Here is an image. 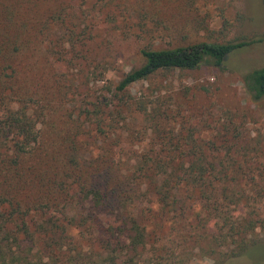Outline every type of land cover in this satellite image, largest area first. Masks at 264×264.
Instances as JSON below:
<instances>
[{
  "label": "rangeland",
  "instance_id": "rangeland-1",
  "mask_svg": "<svg viewBox=\"0 0 264 264\" xmlns=\"http://www.w3.org/2000/svg\"><path fill=\"white\" fill-rule=\"evenodd\" d=\"M62 1L60 6L58 2L41 0L36 8V23L43 22L47 14L54 15L51 24L43 22V26L36 27L37 35L32 36L31 41L39 45L40 68L43 70L47 57L56 61L52 67L56 72L54 81L49 80L46 93L37 98L50 107L49 123L46 119L40 126L46 133L79 135L75 154L84 164L82 175L88 160L93 173L101 171V157L108 149L113 152L109 154L113 167L102 178L113 185L125 176L142 185L144 208L152 206L155 211V196L147 188L151 180L136 179L137 170L157 151L173 150L169 143L174 138L193 137L197 147L200 145L211 153L221 152L231 166L242 169L232 178L234 198L243 201L237 209L243 217L264 223V98L255 101L245 82L248 74L264 67V43L235 51L220 68L204 64L193 71L159 72L115 97L116 84L142 64L137 53L143 44L124 35L123 25L124 18L137 17V3ZM158 5L170 32L165 31L168 36L157 40L155 48L188 42H239L264 35V0H194L189 6L180 0H160ZM95 21L99 23L95 25ZM111 101L121 106V114L113 113L105 121L103 110ZM212 162L219 166L218 159ZM86 194L72 205V210L65 211L68 218L76 216L79 225L63 233L67 237L63 247L68 252L65 264H99L100 255L101 260L107 257L109 249L117 250L122 244L117 243L124 239L122 228L117 230L115 240L107 236L111 231L108 228L105 232L104 226L112 210L92 209ZM215 197L219 198L217 194ZM247 200L250 204H246ZM195 207L202 220L199 226L202 242L198 247L205 252L192 243H183L181 224L176 219L170 220L171 215L159 214L152 221L142 220L152 232L146 248L139 250L137 256L127 251L116 252L118 263L134 256L136 264H264V226L249 236L258 241L255 246L242 257L228 261L224 253L210 251L214 247L212 238L219 237L217 229L203 230L205 213L200 210L201 199L195 201ZM90 241L95 245L93 248L88 247ZM108 241L111 248L105 249ZM45 243L37 241L39 248H52L54 241ZM80 251L84 253V261ZM59 264L64 263L59 260Z\"/></svg>",
  "mask_w": 264,
  "mask_h": 264
},
{
  "label": "trees",
  "instance_id": "trees-1",
  "mask_svg": "<svg viewBox=\"0 0 264 264\" xmlns=\"http://www.w3.org/2000/svg\"><path fill=\"white\" fill-rule=\"evenodd\" d=\"M45 1L58 2L60 6L63 2ZM159 1L131 0L137 3L135 12L138 15L124 18V35L142 42L137 53L142 64L116 84L115 97L124 95L132 85L159 72L193 71L204 64L220 68L235 51L264 43L263 35L239 42H188L185 45L175 43L171 48H155L157 40L168 36L165 31L170 32L160 14ZM180 1L187 6L194 3V0ZM39 2L41 0L0 1V264H59V260L65 264L68 252L63 247L67 239L63 233L79 226L76 216L68 218L65 211L72 210V205L86 193L92 209L112 210L104 226L107 228L105 232L108 228L111 231L108 237L115 240L117 230L123 229L124 239L117 243L122 244L117 250L109 249L108 241L105 249L111 253H106L107 257L102 260L100 255L99 264H119V252L127 251L137 256L139 250L146 248L152 234L142 220L152 221L159 214L162 217L171 215L170 220L176 219L181 224L183 243H192L205 252L203 247H198L202 242L199 235L201 212L195 207L198 198L201 199L200 210L205 213L203 230L215 228L219 235L212 238L214 247L210 251L224 253L228 261L245 255L258 242L251 240L250 234L262 228L264 223L259 219H247L238 211L243 201L234 198L232 178L242 169L231 166L226 155L211 153L200 145L197 147L191 137L190 140L181 138L185 141L184 147L181 139L174 138L169 143L174 146L173 150H159L149 156L137 170L139 177L136 179L151 180L147 188L155 196L157 209L154 211L152 206L144 208L142 185L127 180L125 176L113 185L102 178L113 167L109 160V154L113 152L106 149L101 157V171L97 173L91 171L89 160L85 161L86 169L82 175L84 164L75 154L79 135L44 131L40 125L48 120L50 107L38 99L46 93L48 83L50 86V81H54L56 72L52 67L56 61L47 57L42 70L37 56L39 45L31 41L32 36L37 35L36 27L43 26V22L51 24L54 17L47 14L43 22L36 23ZM186 19L188 21L189 17ZM97 21L101 22V18L97 17ZM97 21L95 25L99 23ZM245 82L255 101L264 98V67L248 74ZM113 113L121 114V106L111 101L103 110L105 121ZM216 159L219 166L212 162ZM99 175L101 187L97 181ZM71 178L77 180L70 181ZM216 194L219 198L215 197ZM250 202L247 200L246 204ZM39 240L44 243L54 241L55 245L39 248ZM90 242L88 247L93 248L95 245ZM83 254L80 251L82 261L85 260ZM134 256L122 264H136Z\"/></svg>",
  "mask_w": 264,
  "mask_h": 264
}]
</instances>
